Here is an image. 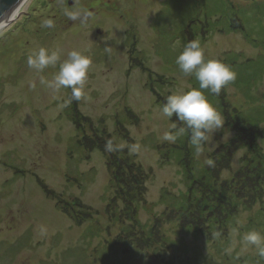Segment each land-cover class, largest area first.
Listing matches in <instances>:
<instances>
[{
    "label": "rangeland",
    "instance_id": "obj_1",
    "mask_svg": "<svg viewBox=\"0 0 264 264\" xmlns=\"http://www.w3.org/2000/svg\"><path fill=\"white\" fill-rule=\"evenodd\" d=\"M73 12L78 19L70 18ZM209 18L213 23H203L195 40L205 60L228 65L236 79L219 94L201 90L224 125L197 152L184 122L161 108L169 95L199 89L176 63L184 45L179 35L188 21ZM48 19L54 27H43ZM40 48L61 53L43 71L27 64ZM73 50L92 61L79 100L70 88L49 86ZM73 106L92 122L88 136L127 130L135 171L146 176L136 190L142 198L136 211L126 215L136 213L134 219H111L105 156L97 149L84 156L76 144L82 133L63 110ZM165 133L177 138L167 140ZM126 140L117 134L114 143ZM177 142L183 164L185 150L194 149L196 178L189 165L184 171L175 161ZM220 155L226 163L207 173L208 161ZM253 161L264 164V0H29L0 30V264H264L243 239L250 231L264 236V182L250 177L237 192L241 203L229 202ZM199 172L209 187L194 188L197 218L200 212L214 216L211 221L228 217V228L216 226L214 234L202 223L193 234L173 216V199L193 178L202 183ZM49 190L74 212H86L80 224L57 209ZM205 203L212 210L202 209ZM163 212L171 214L166 219Z\"/></svg>",
    "mask_w": 264,
    "mask_h": 264
},
{
    "label": "trees",
    "instance_id": "obj_2",
    "mask_svg": "<svg viewBox=\"0 0 264 264\" xmlns=\"http://www.w3.org/2000/svg\"><path fill=\"white\" fill-rule=\"evenodd\" d=\"M212 13H214V10L212 11ZM218 13L221 14V12H218ZM204 16H207V15H204ZM211 22L213 23V21H211V18L208 19V22L206 20L202 21L199 19L197 20V22L196 21H188L186 29L184 30L185 32L183 31L184 33L182 32L179 35V39H181L183 41V44H184L183 48L185 46L186 38L189 40V42L192 40H195L197 32L201 31V28H200L201 25L204 23L208 27L209 23H211ZM240 26H241L240 28L243 29V26L241 23H240ZM190 31H192V32H190ZM204 31H206V29ZM204 31L202 30V33H201L202 36H203ZM241 31H243V30H241ZM246 32H248V31H246ZM250 32L254 33L252 31H250ZM205 37L203 38V40L205 39ZM131 60H133L132 57H131ZM156 94L159 95L158 92H156ZM63 110L65 112V115L73 122V124L75 126L76 133L77 134L82 133L81 138H78V139H77V137H74V138L76 140V144L80 145L83 148L84 156L86 155V153L88 151H92L94 149L101 151L102 155L105 156L107 171L111 175V179L109 180V183L111 185V188L114 191V195L111 196V198L108 200V202L106 204V209L111 210V212H110L111 219H113V220L134 219L136 216V213L133 215L131 214L129 216H126V215H128L131 212L132 208H134V212L136 211L137 204L142 199V198L141 199L137 198V196L139 194L136 192V190H138L139 188H142V186L144 185V179L146 178V176H143L141 173H139L140 169H139V171H135L136 166L134 163H136V164H138V163L134 160L135 157L132 155V153L130 151L133 144H132L131 139L128 137L127 130L124 128V126H122L120 124V121H119V120H123L124 116H123V118H120L118 116V118L116 120L117 125L122 126L119 128V131L118 130L116 131V136L118 134V136H120L121 138H124V139L126 138V139H128V141L126 140L127 142L125 141V143L122 144V146H117L114 143V139L116 138V136L113 137V135H111L110 133H107L106 131L103 134L104 136L103 135L100 136V134L93 133V132H92L93 133L92 136H88V134H86V133H88L89 130H93V124H92V122H90V120L88 118L79 114L77 112L75 106H73L72 109L66 107ZM177 122H178V120H177ZM86 129H88V131L85 133ZM104 137H106L108 139L107 143H105L103 141ZM101 142L103 145L101 144ZM179 143L177 142V145L172 146L173 149L171 150V153H172V155H174L176 153L175 161H177L178 165H180L181 168L184 169V171H187L186 167H185L186 165H189L191 167V170H189L191 172L187 171V173L191 174L193 176L194 172H197L195 169V160L193 158L195 151H194V149L193 150H190V149L185 150V152H187V156L184 158L185 164H183L182 160H183L184 156H183V151L181 149V147H183V146ZM243 144L244 143H241L238 146L233 145L232 149H234L236 147H237V149L238 148L240 149L243 147L242 146ZM167 152H169V151H167ZM161 155L165 156V153H161ZM224 158H225V155H220L218 158L219 160H217V158H215L213 163L208 165L207 168H205L204 170H206L207 173L212 171L215 174H217L218 170H219L218 167H221L222 164L226 163V159H224ZM243 165H244V162H242L240 168H242ZM246 171H247V173H246V175H243L244 178L242 179L243 184L235 183L236 193L229 194V198L233 199V200H229V202L232 204L233 203H235V204L241 203L240 199H236V198H239L237 196V192L243 191L244 187H246L245 183H248V184L250 183L249 182L250 177H253V181L264 182V164L262 162L253 161L252 163L247 165ZM198 177H199L198 180L200 179V181H202V183H198V184L194 183V180H195L194 178H196V173H195L193 180L191 182L190 181L186 182V191L183 194L180 193L178 199H175V198L173 199V201H172V204H173L172 208H174L173 216L174 215L176 216L178 225H181V226L188 228L189 231L193 234L196 233L197 230H199L198 226L200 225V223H202L203 225L206 226L205 227L206 233L209 230V232L214 234V228H216V226L228 228V224H229L228 220H227L228 217L222 219L221 221H215V220L211 221L212 217H214V216L207 217L204 214H200L201 213L200 212L199 217L197 218V214L194 211L195 210V207H194V205H195L194 200L195 199H194V197H195V194L199 192V190L194 191V188L197 186L196 188H202V190H203V188L206 187V190H207V188L209 187L208 184L206 183L207 177L204 175L203 172L201 174L199 172ZM116 190L120 191V196H118V194H116ZM45 192H46V196L48 198L55 200V205H56L58 210H60V211L62 210V212L65 213L71 220H73L75 222V224H80L79 222H81L82 215H84L86 212H84V211L74 212L72 209H70L68 207L67 202L62 201V199H59L57 197L54 199L52 191L49 190V191H45ZM212 197L213 196H211V198ZM213 200H216V199H213ZM210 201H212V199H210ZM120 204H123L124 209H120L118 207ZM207 204L208 203H205V205L203 204L204 206L202 207V209H206L208 211L212 210L211 208H209V205H207ZM130 206H131V209L129 211L125 212V208H127V207L130 208ZM167 214H171V213L163 212L161 216H164L166 218ZM182 215L184 216L185 221H180V217ZM168 217H169V215H168ZM139 227L141 228L140 225H139ZM155 238L156 237H154V239Z\"/></svg>",
    "mask_w": 264,
    "mask_h": 264
},
{
    "label": "clouds",
    "instance_id": "obj_3",
    "mask_svg": "<svg viewBox=\"0 0 264 264\" xmlns=\"http://www.w3.org/2000/svg\"><path fill=\"white\" fill-rule=\"evenodd\" d=\"M79 16V12L70 14L73 20L78 19ZM43 27L52 28L54 22L50 19L45 20ZM60 55L59 51L49 53L47 49L40 48L37 53L28 57L27 64L29 68L43 71L48 66L55 65ZM91 63V59L81 52L75 50L69 52L68 58L60 64L59 71L49 86L56 90L62 87L70 88L73 97L79 100L84 96V83ZM176 63L185 76H195L199 82V89L193 88L184 94L169 95L161 112L169 118L175 115L178 120L184 122L186 129L190 131V143L197 152H200L204 144H210L212 134L224 125L223 115L208 101L201 90L208 89L212 93L219 94L222 88L235 81L236 73L219 60H205L204 49L199 40L185 44ZM186 129L181 128L180 134H184ZM164 138L174 142L177 137L165 133ZM208 163L212 162L209 160ZM243 239L248 245L255 246L258 255L264 258V236L259 232L250 231Z\"/></svg>",
    "mask_w": 264,
    "mask_h": 264
},
{
    "label": "water",
    "instance_id": "obj_4",
    "mask_svg": "<svg viewBox=\"0 0 264 264\" xmlns=\"http://www.w3.org/2000/svg\"><path fill=\"white\" fill-rule=\"evenodd\" d=\"M28 4L29 0H0V29L8 25L10 22L9 19H11L20 7H27ZM71 4L72 1H68V5Z\"/></svg>",
    "mask_w": 264,
    "mask_h": 264
},
{
    "label": "bare ground",
    "instance_id": "obj_5",
    "mask_svg": "<svg viewBox=\"0 0 264 264\" xmlns=\"http://www.w3.org/2000/svg\"><path fill=\"white\" fill-rule=\"evenodd\" d=\"M20 9H21V7L16 11V13L11 17V19H9L10 21L15 19V17L19 14Z\"/></svg>",
    "mask_w": 264,
    "mask_h": 264
},
{
    "label": "flooded vegetation",
    "instance_id": "obj_6",
    "mask_svg": "<svg viewBox=\"0 0 264 264\" xmlns=\"http://www.w3.org/2000/svg\"><path fill=\"white\" fill-rule=\"evenodd\" d=\"M25 3V2H24Z\"/></svg>",
    "mask_w": 264,
    "mask_h": 264
}]
</instances>
